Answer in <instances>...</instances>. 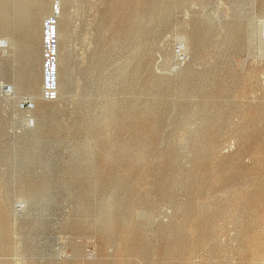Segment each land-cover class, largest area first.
Here are the masks:
<instances>
[{
  "label": "rangeland",
  "instance_id": "rangeland-1",
  "mask_svg": "<svg viewBox=\"0 0 264 264\" xmlns=\"http://www.w3.org/2000/svg\"><path fill=\"white\" fill-rule=\"evenodd\" d=\"M0 5V264H264V0Z\"/></svg>",
  "mask_w": 264,
  "mask_h": 264
},
{
  "label": "bare ground",
  "instance_id": "bare-ground-1",
  "mask_svg": "<svg viewBox=\"0 0 264 264\" xmlns=\"http://www.w3.org/2000/svg\"><path fill=\"white\" fill-rule=\"evenodd\" d=\"M40 1H41V0H39V2H40ZM114 2H115V1H114ZM136 2H137V1H136ZM37 3H38V2H37ZM125 3H126V2H125ZM134 3H135V2H134ZM134 3H133V4H134ZM137 3H138V2H137ZM147 3H148V2H147ZM153 3H154V2H153ZM38 4H39V3H38ZM55 4H56V3H55ZM130 4H131V3H130ZM138 5H139V3L137 4V6H138ZM0 6H1V5H0ZM40 6H41V5H40ZM42 6H43V5H42ZM59 6H60V5H58V8H59ZM132 6H133V5H132ZM132 6H131V7H132ZM154 6H155V5H154ZM152 7H153V6H152ZM113 8H114V7H113ZM134 8H135V7H134ZM142 8H143V7H142ZM150 9H151V8H150ZM40 10H41V9H40ZM44 10H45V9H44ZM158 10H159V9H158ZM142 11H143V10H142ZM142 11H141V12H142ZM145 11H146V10H145ZM130 12H131V11H130ZM152 12H153V11H152ZM158 12H159V11H158ZM60 14H61V12H60ZM40 15H41V14H40ZM60 16H61V15H60ZM62 16H63V15H62ZM53 17H54V16H53ZM59 18H60V17H59ZM56 19H57V18H56ZM128 19H129V18H128ZM61 21H62V20H61ZM119 27H120V26H119Z\"/></svg>",
  "mask_w": 264,
  "mask_h": 264
},
{
  "label": "built area",
  "instance_id": "built-area-1",
  "mask_svg": "<svg viewBox=\"0 0 264 264\" xmlns=\"http://www.w3.org/2000/svg\"><path fill=\"white\" fill-rule=\"evenodd\" d=\"M52 44H53V42H52ZM52 44H51V45H52ZM49 54H50V56H49V55H48V56L51 58V57H52V55H53V54H52V51H51V52H49ZM53 60H54V59H52V61H53ZM52 69H53V68H52ZM53 72H54V70H53ZM53 75H54V74H53ZM53 75H52V79L54 80V78H53ZM46 87H47V86H46Z\"/></svg>",
  "mask_w": 264,
  "mask_h": 264
}]
</instances>
